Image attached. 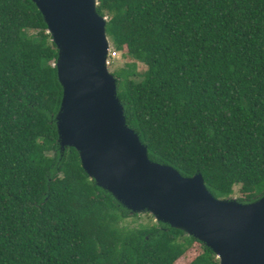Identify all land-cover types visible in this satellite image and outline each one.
Segmentation results:
<instances>
[{
	"label": "trees",
	"instance_id": "trees-1",
	"mask_svg": "<svg viewBox=\"0 0 264 264\" xmlns=\"http://www.w3.org/2000/svg\"><path fill=\"white\" fill-rule=\"evenodd\" d=\"M128 125L152 161L220 199L264 195V0H97ZM58 48L33 0H0V264H220L139 218L63 149ZM139 63L143 65L139 69ZM111 64V63H110Z\"/></svg>",
	"mask_w": 264,
	"mask_h": 264
},
{
	"label": "water",
	"instance_id": "water-1",
	"mask_svg": "<svg viewBox=\"0 0 264 264\" xmlns=\"http://www.w3.org/2000/svg\"><path fill=\"white\" fill-rule=\"evenodd\" d=\"M33 1L58 48L61 147L74 146L90 177L132 212L148 211L195 236L220 264H264V195L249 203L216 198L201 173L183 176L152 161L128 125L118 79L109 69L112 45L98 1Z\"/></svg>",
	"mask_w": 264,
	"mask_h": 264
},
{
	"label": "rangeland",
	"instance_id": "rangeland-1",
	"mask_svg": "<svg viewBox=\"0 0 264 264\" xmlns=\"http://www.w3.org/2000/svg\"><path fill=\"white\" fill-rule=\"evenodd\" d=\"M130 61V58L122 55V53L117 52L111 59V64L109 65L110 71H114L118 67H122L125 65L126 62ZM143 65L139 63V69H142ZM242 196L241 192H239V187H236L235 193L232 195V198L237 199L238 197ZM156 221L155 217L151 213H141L139 218H129L127 219V223L131 225H137L139 223H151ZM201 250V247L199 244L191 248L187 254H185L180 260L179 264L188 262L190 259H192L197 252Z\"/></svg>",
	"mask_w": 264,
	"mask_h": 264
},
{
	"label": "built area",
	"instance_id": "built-area-1",
	"mask_svg": "<svg viewBox=\"0 0 264 264\" xmlns=\"http://www.w3.org/2000/svg\"><path fill=\"white\" fill-rule=\"evenodd\" d=\"M117 52H115V51H110V55H109V60H108V64L110 65V63H111V59H112V57L116 54Z\"/></svg>",
	"mask_w": 264,
	"mask_h": 264
}]
</instances>
